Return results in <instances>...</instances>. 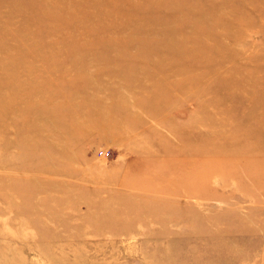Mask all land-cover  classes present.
<instances>
[{"label": "rangeland", "instance_id": "rangeland-1", "mask_svg": "<svg viewBox=\"0 0 264 264\" xmlns=\"http://www.w3.org/2000/svg\"><path fill=\"white\" fill-rule=\"evenodd\" d=\"M0 264H264V0H0Z\"/></svg>", "mask_w": 264, "mask_h": 264}, {"label": "bare ground", "instance_id": "bare-ground-1", "mask_svg": "<svg viewBox=\"0 0 264 264\" xmlns=\"http://www.w3.org/2000/svg\"><path fill=\"white\" fill-rule=\"evenodd\" d=\"M74 92H80V89H77V91H74ZM50 119H52L53 121H51V123H53L54 125H55V127H63V128H67V130H65V131H63L64 133L66 132L68 135H70V134H72V133H74L73 131H75V129H74V127H82V126H84V124L82 123V122H67V121H65V119L64 118H62L61 120H59L58 122L57 121H55V119H54V117L52 116ZM93 119H90V122L89 123H91V124H93V125H95L96 124V119L93 121ZM45 128H47V127H45ZM50 129L51 128H49V130L48 129H45L44 131H50ZM53 129H51V131H52ZM67 136V135H66ZM69 137V136H68ZM41 138V141L43 140V139H45L44 137H40ZM37 141L38 142H40V139L38 138L37 139ZM68 143L70 144V138L68 139V138H66V144L68 145ZM43 153H42V151H41V149L40 150H38V152L37 151H35V153L33 154L34 155V157H39V156H41Z\"/></svg>", "mask_w": 264, "mask_h": 264}, {"label": "built area", "instance_id": "built-area-1", "mask_svg": "<svg viewBox=\"0 0 264 264\" xmlns=\"http://www.w3.org/2000/svg\"><path fill=\"white\" fill-rule=\"evenodd\" d=\"M103 154V151H101V155Z\"/></svg>", "mask_w": 264, "mask_h": 264}]
</instances>
